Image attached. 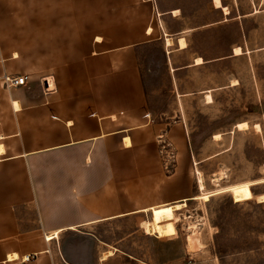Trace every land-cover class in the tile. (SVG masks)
<instances>
[{
    "label": "crops",
    "instance_id": "1",
    "mask_svg": "<svg viewBox=\"0 0 264 264\" xmlns=\"http://www.w3.org/2000/svg\"><path fill=\"white\" fill-rule=\"evenodd\" d=\"M157 8L156 0H0V264H56L64 232L193 200L184 126L154 121L140 67L150 44L170 56L166 39L177 35L178 51L189 48L181 33L158 27ZM5 74L27 85L6 89ZM161 137L178 153L172 174Z\"/></svg>",
    "mask_w": 264,
    "mask_h": 264
},
{
    "label": "rangeland",
    "instance_id": "2",
    "mask_svg": "<svg viewBox=\"0 0 264 264\" xmlns=\"http://www.w3.org/2000/svg\"><path fill=\"white\" fill-rule=\"evenodd\" d=\"M156 2L158 27L181 33L189 48L178 51L177 35L170 56L160 42L150 44L140 67L154 121L184 126L194 198L186 206L64 232L54 240L56 264H264V0H221L228 15L214 0ZM197 57L204 60L200 66ZM240 123L249 129L239 131ZM161 138L164 169L172 174L178 153ZM148 221L153 235L141 228ZM194 232L199 253L188 250Z\"/></svg>",
    "mask_w": 264,
    "mask_h": 264
},
{
    "label": "bare ground",
    "instance_id": "3",
    "mask_svg": "<svg viewBox=\"0 0 264 264\" xmlns=\"http://www.w3.org/2000/svg\"><path fill=\"white\" fill-rule=\"evenodd\" d=\"M214 6H215L216 9H221L225 15L229 14V9L222 5L221 0H214ZM178 13H179L178 10H176L174 12L175 15H177ZM151 31L152 30H150V32ZM166 46H168V47L173 46V41L170 38L166 39ZM179 47L181 49H185L186 48V42H185V40L183 38L180 39V41H179ZM234 53H235L236 56H240V55H242V49L240 47H236L234 49ZM203 63H204V61H203L202 58L198 57V58L195 59V65H202ZM206 99H207L206 101H208L207 103H211L212 102V97L209 94L206 96ZM237 129L239 131H245V130L249 129V125L247 123H240V124H237ZM255 129L257 131H260V126L259 125H255ZM214 140L216 142H219V141L222 140V136L217 134V135H215ZM126 144H129L128 140H126ZM197 173H198L197 174L198 175V184H199V189L201 191V195H206L207 192H206V185H205L204 177H203V175L200 172H197ZM216 183H217V180H216ZM259 199L263 201L264 200V196L260 197ZM146 232L148 234H150L152 232L151 226L149 224L146 225ZM202 249H203L202 248V244L199 241V235H198V233L194 232L189 237L188 250L191 253H199V252H201ZM10 258L13 259V257H10Z\"/></svg>",
    "mask_w": 264,
    "mask_h": 264
},
{
    "label": "built area",
    "instance_id": "4",
    "mask_svg": "<svg viewBox=\"0 0 264 264\" xmlns=\"http://www.w3.org/2000/svg\"><path fill=\"white\" fill-rule=\"evenodd\" d=\"M2 84L6 89H12L17 87L26 86L28 82V77L26 76H13L5 74L2 78ZM49 86L46 88V92H49ZM0 140L2 137L0 136Z\"/></svg>",
    "mask_w": 264,
    "mask_h": 264
}]
</instances>
